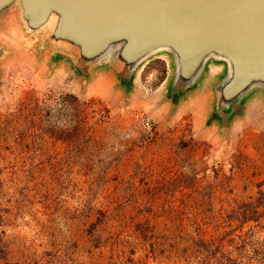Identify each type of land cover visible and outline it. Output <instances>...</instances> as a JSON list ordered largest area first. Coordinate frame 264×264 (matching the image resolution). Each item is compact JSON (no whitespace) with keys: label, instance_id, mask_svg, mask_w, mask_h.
<instances>
[{"label":"rangeland","instance_id":"obj_1","mask_svg":"<svg viewBox=\"0 0 264 264\" xmlns=\"http://www.w3.org/2000/svg\"><path fill=\"white\" fill-rule=\"evenodd\" d=\"M44 38L17 7L0 17V264H264V208L239 222L264 191V90L221 113L223 64L180 101L210 61L169 101L173 60L154 54L129 93L114 77L107 97L77 93L47 69Z\"/></svg>","mask_w":264,"mask_h":264},{"label":"water","instance_id":"obj_2","mask_svg":"<svg viewBox=\"0 0 264 264\" xmlns=\"http://www.w3.org/2000/svg\"><path fill=\"white\" fill-rule=\"evenodd\" d=\"M12 7L25 31H44V45L70 56L75 71L108 64L129 79L167 50L175 93L192 87L209 60L225 64L215 89L221 113L264 90V0H0V17Z\"/></svg>","mask_w":264,"mask_h":264},{"label":"crops","instance_id":"obj_3","mask_svg":"<svg viewBox=\"0 0 264 264\" xmlns=\"http://www.w3.org/2000/svg\"><path fill=\"white\" fill-rule=\"evenodd\" d=\"M159 57V59L166 61L167 66H169V69L172 68V58L169 55V53L160 52L155 54ZM212 61L215 64L209 65V68H207L208 63ZM45 64L47 69L52 72V75H71L72 76V82L73 87L77 93H84L89 92L91 95H97V96H105L110 93L109 90L110 87L107 86V81H110L112 77L116 80L114 83L115 86H118V92L121 93H129L126 84L128 82L134 83V76L132 75L129 79H124L119 76V74L112 69L108 64H103L99 66H95L91 68L88 71H75V67L73 65V61L71 60L70 56L64 55L62 53H51L45 57ZM223 62L216 61V60H209L205 65V70L207 68L206 76L204 77L202 84L199 86L198 91H189L183 94V96H187L183 99H180L182 102H188L192 98H194L199 93H204L205 89L207 88V85L218 76H221L224 73V66ZM66 66V67H65ZM111 85V84H110ZM88 86V89H83L82 87ZM113 86V85H111ZM126 87V88H125ZM80 88V89H79ZM125 88V89H124ZM166 93V91H164ZM252 92V91H251ZM250 92V93H251ZM260 92V91H259ZM262 92V91H261ZM249 93V94H250ZM248 94V95H249ZM169 97H172L169 101H176L178 102L179 99H174V97H178L177 93L171 90V92H168ZM247 95V96H248Z\"/></svg>","mask_w":264,"mask_h":264},{"label":"trees","instance_id":"obj_4","mask_svg":"<svg viewBox=\"0 0 264 264\" xmlns=\"http://www.w3.org/2000/svg\"><path fill=\"white\" fill-rule=\"evenodd\" d=\"M180 99H182V97ZM258 195H259V198L256 200L257 203L247 204L243 206L240 212L241 220H239V222H241L242 224H245L250 221L257 222V219L255 216L256 214H258V207L264 208V191L259 190ZM235 213H238V212L235 211ZM201 246L205 248L206 250H208L209 248L207 244L204 245L202 243ZM222 260H220L221 262L218 261V264H237L234 260H231L227 257L223 258Z\"/></svg>","mask_w":264,"mask_h":264},{"label":"built area","instance_id":"obj_5","mask_svg":"<svg viewBox=\"0 0 264 264\" xmlns=\"http://www.w3.org/2000/svg\"><path fill=\"white\" fill-rule=\"evenodd\" d=\"M135 119L137 120L138 125L144 132L146 133L152 132L153 122L148 116L144 114H137L135 116Z\"/></svg>","mask_w":264,"mask_h":264},{"label":"bare ground","instance_id":"obj_6","mask_svg":"<svg viewBox=\"0 0 264 264\" xmlns=\"http://www.w3.org/2000/svg\"><path fill=\"white\" fill-rule=\"evenodd\" d=\"M160 52H164V53H168L169 51H167V50H161V51H159V52H157V53H160ZM156 54V53H155ZM226 64H227V62L225 61V60H223ZM220 62H222V61H220Z\"/></svg>","mask_w":264,"mask_h":264}]
</instances>
